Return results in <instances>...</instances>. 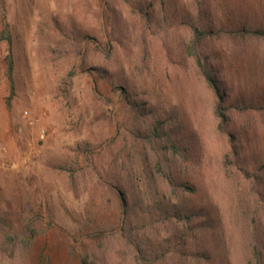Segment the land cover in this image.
<instances>
[{
    "label": "rangeland",
    "instance_id": "obj_1",
    "mask_svg": "<svg viewBox=\"0 0 264 264\" xmlns=\"http://www.w3.org/2000/svg\"><path fill=\"white\" fill-rule=\"evenodd\" d=\"M187 12L264 30V0H0V246L30 233L0 264H134L120 228L156 264H264V41H209L234 104L221 129ZM168 200L197 215L166 218Z\"/></svg>",
    "mask_w": 264,
    "mask_h": 264
},
{
    "label": "trees",
    "instance_id": "obj_2",
    "mask_svg": "<svg viewBox=\"0 0 264 264\" xmlns=\"http://www.w3.org/2000/svg\"><path fill=\"white\" fill-rule=\"evenodd\" d=\"M143 14H147V12H141ZM199 16L196 18L195 14L192 12H187L183 15L180 25H183L185 28L188 29L189 35L186 42L183 44V51L184 55L192 61L193 67L197 73V75L202 78L204 83L207 87L212 91L214 95L215 105L213 114L215 118L219 121V128L222 129L223 124L227 122V114L226 110L229 107H232L233 102L229 101L227 106L223 103L226 100V88L225 83L220 77V66L217 65L214 59L215 52L211 51L208 48L209 41L211 39H218L221 34L226 35L227 37H231L238 40H252V41H264V30L258 27L253 26H239L236 23H230L228 27H218L215 28L213 26H205L199 21ZM6 26V24H5ZM1 40H5L10 43V36L7 31L2 32ZM6 64H7V74L9 79L11 80L12 74V59L9 54L5 57ZM260 92H258L259 94ZM264 95V93H263ZM260 96V95H259ZM262 99V97L260 96ZM244 103V102H243ZM264 103V100L261 104ZM241 108L246 107L245 104L239 105ZM161 129V131H159ZM154 134L159 139H164L163 143H165L167 150L168 149H176V146L168 143L171 142L172 134H169L167 130H162V124L157 123V127L155 128ZM237 157V159L242 160L243 156L240 153V150H235L231 148L228 154H225L222 160V165H233V161L231 157ZM158 166V165H157ZM262 165H260L261 167ZM172 175L164 173L165 180L167 181L169 187L174 190L178 188L177 183H173ZM186 189H190L189 186L185 187ZM116 191V196L119 200L120 204V212L123 215L120 219V223L122 226H130L131 222H128V207H127V197L126 193L122 191L119 187L114 188ZM174 192V191H173ZM169 201V200H168ZM171 205L166 204V212H164L167 218L168 216L174 217L177 220H190L191 217L197 215L194 210L189 209L185 212H179L176 209V206H172V202L169 201ZM199 211V210H198ZM149 221L151 222L152 217H148ZM119 235L124 240L126 245L132 249L134 254V264H156V258L151 257L148 253V250L144 248L142 242L137 240L130 239V229L129 228H120ZM117 231V230H116ZM115 231V232H116ZM2 234V241L0 246V252L9 254V258L13 256L15 250L17 249V245L20 247L21 251L28 245V240L30 239V233H22V232H15L10 230L11 233L5 232L4 230L1 231ZM110 234H113V230H108ZM105 232V233H106ZM102 233L101 234H105ZM102 235V236H103ZM101 237V236H100ZM137 239V237H135ZM253 250H257V247L254 246ZM255 253L259 254L257 251ZM81 264H87L84 258L81 261Z\"/></svg>",
    "mask_w": 264,
    "mask_h": 264
},
{
    "label": "built area",
    "instance_id": "obj_3",
    "mask_svg": "<svg viewBox=\"0 0 264 264\" xmlns=\"http://www.w3.org/2000/svg\"><path fill=\"white\" fill-rule=\"evenodd\" d=\"M30 124H33V121H32V120L30 121ZM45 135H46V134H45V131H44L43 129H41V130H40L39 138H40V139H43V138L45 137Z\"/></svg>",
    "mask_w": 264,
    "mask_h": 264
}]
</instances>
